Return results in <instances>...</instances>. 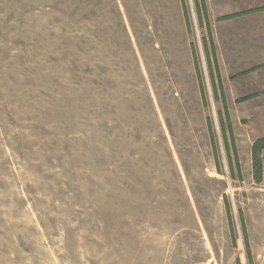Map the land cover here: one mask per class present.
<instances>
[{"label":"rangeland","instance_id":"obj_1","mask_svg":"<svg viewBox=\"0 0 264 264\" xmlns=\"http://www.w3.org/2000/svg\"><path fill=\"white\" fill-rule=\"evenodd\" d=\"M185 2L0 0V264H264Z\"/></svg>","mask_w":264,"mask_h":264},{"label":"crops","instance_id":"obj_2","mask_svg":"<svg viewBox=\"0 0 264 264\" xmlns=\"http://www.w3.org/2000/svg\"><path fill=\"white\" fill-rule=\"evenodd\" d=\"M194 4L219 112L225 125L224 114L229 113L237 158L243 155L252 163V145L264 137V0H194ZM181 9L185 21L182 4ZM236 125L247 128L239 141ZM261 159L264 178V149Z\"/></svg>","mask_w":264,"mask_h":264},{"label":"trees","instance_id":"obj_3","mask_svg":"<svg viewBox=\"0 0 264 264\" xmlns=\"http://www.w3.org/2000/svg\"><path fill=\"white\" fill-rule=\"evenodd\" d=\"M181 4H182L183 12H184V17H185V22H186V25H187V30L190 32L191 31V25H190V20H189V15H188V8H187L185 0H181ZM193 57H194V59L196 61V56L194 54V50H193ZM195 67L197 69V74H198V78H199L198 80H199V84H200V87H201V91H203L202 90V83H201V79H200V72H199L198 64L196 62H195ZM202 95H203V99H205L203 93H202ZM224 115H225L226 121H228V125L227 126L225 125V122L223 121V114L219 112L223 133L225 135H227V131H229L231 139L234 142L233 129H232V124L230 122L229 113L225 112ZM207 123H208L209 131L211 133L210 137H211V139H213L212 127H211L210 120H208ZM212 142H213V147H214V139L212 140ZM233 149L236 152L235 144L233 145ZM263 149H264V137H261V138L257 139L252 145L253 177H254V179L257 182H261L262 179H263V164H262V159H261V152H262ZM213 150H214L215 160H216V162H218L216 148H214ZM229 157H231L230 154H229ZM230 160H231V158H230ZM231 164H232V160H231ZM239 172L241 173L240 166H239ZM228 213H229V210H228ZM228 215H230V214H228ZM244 233H245V239H246L247 246H249V239L247 237V231H246L245 227H244Z\"/></svg>","mask_w":264,"mask_h":264}]
</instances>
